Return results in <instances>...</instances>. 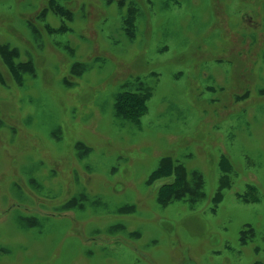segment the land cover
Masks as SVG:
<instances>
[{"label": "rangeland", "instance_id": "1", "mask_svg": "<svg viewBox=\"0 0 264 264\" xmlns=\"http://www.w3.org/2000/svg\"><path fill=\"white\" fill-rule=\"evenodd\" d=\"M2 45L0 264H264V0H0Z\"/></svg>", "mask_w": 264, "mask_h": 264}, {"label": "trees", "instance_id": "2", "mask_svg": "<svg viewBox=\"0 0 264 264\" xmlns=\"http://www.w3.org/2000/svg\"><path fill=\"white\" fill-rule=\"evenodd\" d=\"M57 10L62 13V15H66V13L62 12L61 8H57ZM127 24L130 25V20H127ZM17 51L9 48L6 45L0 46V58L5 66L9 69L15 79H18L22 72L28 71L30 66L28 62H17ZM150 97V93L146 92L142 93H132V92H124L120 93L115 100L114 107L117 115L124 116L131 123H137L144 112L146 111V102ZM171 166L168 165L166 169H162L159 167L150 177L151 182H155L156 180L165 177L170 174ZM176 182L171 185H163L159 188L157 193V202L161 206H166L173 201H179L183 196H180V190L175 188ZM197 187H200V181L196 182ZM192 193L191 190H189ZM197 195V192H195Z\"/></svg>", "mask_w": 264, "mask_h": 264}]
</instances>
